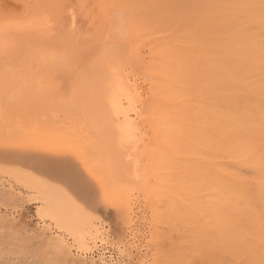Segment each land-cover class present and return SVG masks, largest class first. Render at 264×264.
Returning <instances> with one entry per match:
<instances>
[{
    "label": "rangeland",
    "instance_id": "obj_1",
    "mask_svg": "<svg viewBox=\"0 0 264 264\" xmlns=\"http://www.w3.org/2000/svg\"><path fill=\"white\" fill-rule=\"evenodd\" d=\"M210 1L189 0V18L196 3L206 10ZM164 3L0 0V264H264V188L258 184L261 173L254 164L251 168L221 150V155L214 153L217 164L224 165L222 169L246 177L250 185L235 186L236 190L232 185L228 193L225 171L216 168L217 175L215 168L206 166L216 173L212 178L211 170L201 169L207 179L201 174L199 209L188 224L178 218L181 216L171 203L180 197H176L177 184L173 185L177 191L172 187L177 174L168 177L174 180L170 191L177 193L160 196L167 174L164 161L172 153L162 113L172 110L179 98L167 89L161 94L152 84L163 82L162 47L182 46L178 37L186 32L182 27L167 29L163 25ZM197 19L188 28L192 43H183L191 53L202 42L197 36ZM62 47L63 52L74 50L70 53H75L72 60L77 63L65 59L69 55L59 52ZM50 48L57 52H43ZM57 53L74 65L61 60V67ZM51 63L58 64L55 70L68 65L67 74H72L62 79L64 71L59 74ZM80 98L90 105L79 100L77 107L75 99ZM115 101H122L125 109H139L136 112L142 115L136 119L138 116L131 114L133 124L128 131L121 115L113 121L116 116L109 115L113 110L106 112L113 118L109 121L100 117V111V118H92V113L97 114L87 115L83 109L97 107V112L103 105L105 114L104 103L110 106ZM144 103L147 110L152 103L151 113H146ZM248 103L247 107L242 101L235 105L241 113L256 117L264 112L263 103H258L261 108L255 107L256 102ZM225 105L228 109L215 107L223 110L221 113L236 107ZM153 108L158 109V115L152 114ZM258 119L253 126L262 128ZM262 137L250 141H257L253 144L256 155L262 152L261 156ZM115 142L122 153L115 151ZM199 153L203 164V153L206 156L208 152ZM219 173L221 180L225 175V182L218 179ZM222 184L227 193L218 195L224 190ZM162 212L169 216L164 218ZM258 229H263L260 234Z\"/></svg>",
    "mask_w": 264,
    "mask_h": 264
},
{
    "label": "bare ground",
    "instance_id": "obj_2",
    "mask_svg": "<svg viewBox=\"0 0 264 264\" xmlns=\"http://www.w3.org/2000/svg\"><path fill=\"white\" fill-rule=\"evenodd\" d=\"M188 1L189 0H165L164 7L162 10L163 25H165V27L167 29L182 27V28H184V31H186V32H184L182 37H178L182 46H174L173 44H166L162 47L161 54L163 56V59L165 60L164 63L161 64V71L163 72V77H162L163 82L158 83V84L156 82V84L158 86H156V84H152V86H155L156 89H158L162 92L161 94H164L165 89H167L169 94L177 96L179 98V100L180 99L183 100V102L181 100L180 101L177 100V102H175L174 108L172 110H169L168 112L162 113V117H163L164 122H167V132L169 131V133H170L167 137H168V143H169V146H170L172 153L164 161L163 170H166L167 174H166V178L163 180V187L164 188L162 191L163 193L160 196L164 197L163 196L164 193H166L164 195H167L168 197L174 195L175 191L171 192L170 188H169V187H171V184H170V183H172L171 181H174V180L170 179V181H169L168 177L174 173L177 174L178 175L177 182L176 183L174 182V184L172 183V187L174 190L175 186H173V185L177 184L176 187L178 186L179 191L176 190V187H175V190L179 193V195L176 197H179V196L180 197H179L178 201L176 199V200H174L175 201L174 203L172 201H171V203L175 205L174 208H175L176 214L181 216L178 218H182V220H184L182 222L183 223L186 222L187 224H188L187 221L191 220L192 218H193V220L196 218L195 216H196L198 209H199L198 208L199 205H197L196 202H198L197 200L199 199V197H198V189H199L198 186H200L199 181L201 180L202 183L204 181V180L202 181V179L200 178L201 174L206 178L205 172H204L205 170L203 171V173H201L200 172L201 169H204V168H206V166L211 165L212 169L215 168L217 175H218L217 169L218 170L220 169L221 171L222 170L225 171L224 174L226 175V180H227V182L229 181V183H227V182L226 183L228 184L229 188H227L225 183H224L225 182V180H224L225 175L224 174H222V175H224L223 180L220 179L222 177V176H220L221 173H219V178H218V176L216 178L220 179L221 182L224 181L223 183L225 185V188H227V190L230 189V186H232V185H233L234 189H235V186L236 187L239 186V188H243L246 185L247 186L250 185V184H248L249 180L247 181V184H246V180H245L246 177L244 178L243 176H239L240 174L238 175L235 172H229L230 171L229 169H228L229 171L226 170L227 168L224 169L225 167L223 164H217V162H216L217 159H214V153L216 154L219 152L218 154H220L221 151L225 152V153L227 152L226 154H229L231 157H234V156L239 157L240 160H242V162L244 163V165L246 163L249 165L254 164L255 166L252 165V167L254 169L257 167L256 170L259 171V174L261 173L260 174L261 178L259 177L258 184L260 187L262 186L261 188H264V183H263V181H264V178H263V176H264V163H263L264 162V156L263 155L264 154L261 156L262 152L259 151V152H261V154L258 152L260 156L256 155V152H257L256 145L253 143H255V142L257 143V141L255 140V142L254 141L250 142L251 140L254 139V137L256 138V136L258 137V139L260 136L264 137V112L261 113V111H262L261 110L260 115H258L256 117V115L253 116V114H250V112L244 111L243 113H241L240 111H242V110H239V108L235 105V104H239L240 101H242L245 106H246V103H248V102L249 103L252 102V104H254V105H255L254 102H256V106H255L256 108H257V106H259V104L263 103V105H264V0H211L210 4L206 10L205 9H199L200 5L198 3H196L195 4L196 8H195L194 14L191 18H189V16H190L189 9L186 7V4ZM196 19L198 20L197 26L200 27L199 31H197L198 40L199 41L202 40V42L197 48L194 49L195 50L194 53L195 52L197 53V54H194V53L189 52L187 50L188 48L183 46V43L184 44H186L188 42L192 43V41H191L193 39V36H191L192 32L189 31L188 28ZM122 27H124V26H122ZM44 43H45V41H44ZM54 43H55V41H54ZM61 43H63V42L59 43L60 44L59 47H61L63 45ZM56 45H58V44H56ZM51 46L52 45H50V47ZM48 47H46V48H48ZM59 47L56 46L54 48H58V49H56L58 51ZM66 47H69V46H66ZM66 47H64V48H66ZM43 48L46 49L45 47H43ZM52 50L53 49L50 48V50H45L43 52L44 53L46 51L53 52ZM70 50H73V49L69 48V50H66L69 52L68 54H66L67 52L65 50H64L65 52H63V47H62L61 51H59V52L65 53L64 54L65 56L66 55H69V56L73 55L71 57L67 56L65 59H67L68 62H72L75 64L77 62H73V60H72V58L73 59L75 58V56H74L75 53L72 52V54H71ZM53 53H50V54H53ZM77 53H79V52H77ZM57 55H58V53H57ZM64 55H62V56H64ZM64 57H60L59 55H58V57H56V58H59L58 61H60V66L64 65L63 63L61 64L62 61H64L66 63V60L62 59ZM68 57H69V60H68ZM54 60H56V59H54ZM51 62H54V61L51 60ZM72 63H70V64L66 63V64L73 66L74 64H72ZM51 64H52L51 67L54 66V67H52L54 70L57 69V67H59L58 64H57V66L55 65V63H51ZM65 66H66V68H68V65H65ZM64 68L65 67H63V69ZM66 68L64 70L63 69L59 70V68H58V70H55V71H58L59 74H61L60 72L64 71L63 72L64 74H62L64 77L62 76V79L65 78V75L68 76V75L72 74L71 72H69L71 74H67L68 71H66ZM55 71H53V75H54V77L55 76L57 77L58 74H57V72L54 73ZM69 71H70V69H69ZM60 77H61V75H59V78ZM72 79H69V80H72ZM53 80H55V79H53ZM55 81H57V78ZM66 81H68V80H66ZM66 81H64L65 84H67V85L72 84V83L68 84V83H66ZM51 83H52V81H51ZM59 83H61V82H59ZM164 83H166L167 86H165ZM56 85H57V83H56ZM78 90H80V89H78ZM158 90H156V91H158ZM73 91L76 92L77 89L75 88V89H73ZM53 94L54 93H52V95ZM76 94H78V92ZM79 100H81V98L75 99L76 103H74V104L77 105V107L80 104L79 102L77 103V101H79ZM235 101H239V102L236 103ZM85 102H86L85 100H81V103H84L83 105L89 104V103H85ZM106 103H104V105L106 107L105 109L108 111H106V110L103 111L106 114L105 117H104L105 114H103L101 111L102 108L104 109L102 103H101L102 106L99 104V106H101V107H99L100 109L97 112L95 110V108H97V107H94V106H93L94 108L89 106L88 108H90V109H87L86 108L87 106H85V108H83V109H86L84 111L87 113V115H88V112H91V113L95 112L97 114L100 111V113H98V114L101 115L100 117L103 118V120H104V118H108V116H107L108 113H106V112L110 113L111 110H113L112 114L111 113L109 114L110 116L111 115L116 116V117H114L113 121L115 122L118 119V117L121 115L123 118L121 116L120 117L122 119H125V121H126L125 122L123 120L126 123V124L124 123V125L127 126L125 131H128V127H130L131 123H132V121L130 122V120L132 119V115H134V118L136 116H138L137 113H139V112H136V110L138 111L139 109H136L135 107L133 109L130 108L131 110L125 109L122 101L121 102L115 101L113 103H110V106L109 105L107 106ZM249 103H248V106L251 105V103L250 104ZM144 104L145 105H143V106L146 109L147 107H145V106H147V105H146V103H144ZM222 104H224V105H222ZM225 104H231V105L234 104L236 106V107L235 106L234 107L238 108V109H235L233 107L234 110H236V111H234V110L230 111V109H229L228 110V111H230L229 113H226L227 111L226 112L224 111L225 113L224 112L221 113L225 108V107L223 108L222 106H226ZM94 105L97 106V104H94ZM150 105L152 106V103ZM150 105L148 106L149 107L148 110L146 109V113H148V112L151 113L152 107H150ZM239 105L243 106L242 103ZM215 106L218 107L220 110L223 108V110L221 112H219L218 108L216 109ZM250 107H248V108H250ZM259 107L261 108V105ZM251 108H253V107H251ZM64 109H65V107H64ZM145 109H144V113H145ZM227 109H228V107H227ZM153 110L156 114L154 112H152V114L154 116L158 115V113H159L158 109L153 108ZM237 110L239 112H237ZM246 110L249 111L248 109H246ZM253 110H254V112H258V109H253ZM59 112H62V111H59ZM251 112L253 113V111H251ZM86 113H84V114L86 115ZM98 114L94 115V113H92L91 117L92 118L94 116L99 117ZM113 116H111V117H113ZM141 116L136 117V119L141 118ZM255 117L257 119L259 118L258 120H260L262 122V123H260L263 125V126H261L262 128H260V126L259 127L253 126V124L257 122L256 121L257 119L256 120L254 119ZM108 119L110 121L113 118L112 119L108 118ZM253 127L255 129H253ZM218 135H220L224 141L221 138L218 139V137H220ZM220 140L225 142L224 143L225 145L222 144L223 142L222 141L220 142ZM228 140L231 142L227 143V142H229ZM260 140H262V139H260ZM115 144H116V142L113 143V145H115ZM217 144H219L220 147H221V145L223 147H221V149H220V147ZM115 146H116V148H115ZM115 146H113V150L115 148V151H117V152L120 151L122 153L123 150L120 148V144L118 145L119 146L118 148H117V145H115ZM225 146H226V148H225ZM258 147H259V145H258ZM203 148L208 153H206V156L203 153V156L205 158L203 159L204 163L202 164L199 161V155H200L199 152L202 153V150H204ZM116 149H118V150H116ZM263 149H264V147H263ZM263 149H262V151H263ZM236 157H234V158L236 159ZM239 158H237V159H239ZM207 160L208 161L210 160L208 162L210 164L207 163ZM242 162H241V164L243 165ZM215 165H216V167H213ZM219 165H221V166H219ZM251 165H250V167H251ZM211 166H209V168ZM222 166L224 167L223 169H222ZM207 168H206V170H207ZM212 169H209V170H211V172H212L211 176L213 178V176L216 173L213 174L214 170L212 171ZM209 170H207V171H209ZM177 175L175 176V178L177 177ZM172 177L174 178V176H172ZM227 177H228V179H227ZM209 178H211V177L209 176ZM260 179H262V180H260ZM204 185H206V184H204ZM224 185H223L224 190L222 189L223 191H221V189H220V191H219L220 193L218 195L222 194L223 192L229 193V190L227 191L224 188ZM161 186H162V184H161ZM202 186H203V184H202ZM118 188H120V190L122 189L121 186ZM123 189H124V187H123ZM129 189L130 188H128V192H130ZM207 189H208V187H207ZM236 189H238V188H236ZM120 190H119V192H120ZM169 191L171 192V195H170ZM206 191H208V190H206ZM177 192H175V193H177ZM210 192H211V190H210ZM126 195H128V194L126 193ZM167 196H165L166 200L168 199ZM226 197H227V195H226ZM175 198H172V199H175ZM162 200L164 201V199H161V201ZM215 201H216V199L214 200V202ZM221 202H222V200H221ZM230 202H232V200ZM231 205H230V207H231ZM169 206H171V205H169ZM203 208H205V207H203ZM166 209L167 208H165V210ZM170 209H172V208H170ZM233 209H231V211ZM172 211H174V209ZM256 212L258 213L257 210H256ZM162 213L160 215L161 217H162ZM163 214H165V213H163ZM167 215L168 214L166 213L164 215V218H166ZM178 215H176V217ZM176 217H175V219H176ZM217 218H223V217H217ZM222 220H224V218ZM260 220H261L260 224H263L264 223V222L262 223L263 219H260ZM258 222H260V221L258 220ZM258 222H257V224H259ZM193 223H195V222L193 221L192 224ZM219 223H220V221H219ZM219 223L217 224L218 226L216 225L217 227H219ZM226 223H229V222L226 221ZM220 226H222V224ZM219 230L223 231L222 228H220ZM229 230H227V231H229ZM258 230L260 231L261 229H258ZM261 231L260 232L256 231V232L260 234ZM236 233H238V232H236ZM249 236H250V234H249ZM262 236H264V235H262ZM260 237H261V235H260ZM228 238H226L227 242H228ZM258 241H260V240H258ZM261 241H263V239H261ZM250 246H252V245H250ZM255 249H256V247H255ZM256 258L258 259V257H256ZM251 259H252V257H251ZM258 262H259V260H258ZM247 263H248V261H247ZM250 264H251V261H250Z\"/></svg>",
    "mask_w": 264,
    "mask_h": 264
}]
</instances>
